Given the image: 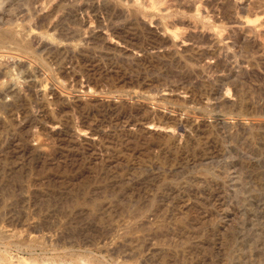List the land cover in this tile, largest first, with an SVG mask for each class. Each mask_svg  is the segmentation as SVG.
<instances>
[{
    "label": "rangeland",
    "instance_id": "1",
    "mask_svg": "<svg viewBox=\"0 0 264 264\" xmlns=\"http://www.w3.org/2000/svg\"><path fill=\"white\" fill-rule=\"evenodd\" d=\"M3 1L0 264H264V0Z\"/></svg>",
    "mask_w": 264,
    "mask_h": 264
},
{
    "label": "bare ground",
    "instance_id": "2",
    "mask_svg": "<svg viewBox=\"0 0 264 264\" xmlns=\"http://www.w3.org/2000/svg\"><path fill=\"white\" fill-rule=\"evenodd\" d=\"M32 1V0H31ZM37 1V0H36ZM4 2V1H3ZM6 2V3H5ZM4 3L5 4H7L8 6L7 7H14V6H17V10L15 9V11H17L16 13H17V17H18V19H17V24H19V26L20 27H22L23 28V30H26L27 28L26 27H28L27 26V24L29 23L28 21H29V15L30 14H28L29 13V9H30V4H32V3H30V0H6ZM1 3H2V1H1ZM37 3V2H36ZM4 4V5H5ZM0 6H1V4H0ZM4 7V6H3ZM32 7V6H31ZM37 7V6H36ZM1 8V7H0ZM32 9V8H31ZM38 9V8H37ZM4 10V9H3ZM6 10H8L7 12H9V10H11V9H6ZM12 11V10H11ZM4 12V11H3ZM11 13V12H10ZM5 14V13H4ZM15 14V13H14ZM9 15H12V14H9ZM15 16V17H16ZM3 17V16H2ZM8 17V16H7ZM16 17V18H17ZM11 18V17H10ZM12 19V18H11ZM10 19V20H11ZM9 19H7V22H6V26H8L6 29H2L1 31H0V45H4V44H8V43H10V45L13 43V45L14 46H16L17 44H18V46H17V49H18V52H20L19 54H22V55H26V54H28V55H30V56H36L37 57V55H38V53H37V50H35L34 49V46H33V44L32 43H34V40H29V39H25L24 37H22L23 35H19L18 37L20 38V39H18V37H17V34H16V29L18 30V28H16V29H14V27H13V25H15V24H13L14 23V21L11 23L10 21H8ZM42 21V20H41ZM0 23H2V21L0 22ZM13 24V25H12ZM3 26V25H2ZM5 26V27H6ZM30 27V26H29ZM1 28V27H0ZM32 31V30H31ZM30 31V32H31ZM18 33H19V31H17ZM21 32V31H20ZM23 33V32H22ZM25 34V33H24ZM31 35V34H30ZM29 38V37H28ZM31 38V37H30ZM22 39H23V41H22ZM17 43V44H16ZM39 43V42H38ZM12 46V45H11ZM10 46V47H11ZM36 46V45H35ZM10 47H8V48H10ZM1 48V47H0ZM14 49V48H13ZM16 49V48H15ZM13 51V50H12ZM15 51V50H14ZM40 54V53H39ZM39 58V57H38ZM40 61V60H39ZM44 61V60H43ZM38 62V61H37ZM31 64V63H30ZM0 66H3V65H0ZM18 66V65H17ZM3 69V68H2ZM6 70V69H5ZM18 70V69H17ZM23 70V69H22ZM1 71V70H0ZM25 71V70H24ZM11 72V71H10ZM9 72V73H10ZM23 72V71H22ZM6 73V72H5ZM11 93V92H10ZM11 95V94H10ZM1 109V108H0ZM3 109V108H2ZM10 264H23V262L22 261H10Z\"/></svg>",
    "mask_w": 264,
    "mask_h": 264
}]
</instances>
